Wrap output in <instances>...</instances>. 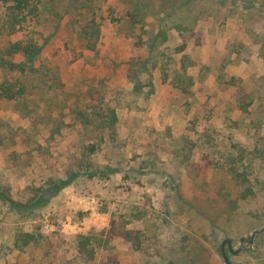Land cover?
Listing matches in <instances>:
<instances>
[{
  "label": "rangeland",
  "instance_id": "obj_1",
  "mask_svg": "<svg viewBox=\"0 0 264 264\" xmlns=\"http://www.w3.org/2000/svg\"><path fill=\"white\" fill-rule=\"evenodd\" d=\"M32 3L9 36L0 2V56L41 47L30 77L0 66L28 86L0 98V264H226L224 239L264 227V0ZM89 105L115 108L114 137ZM242 246L264 264V232Z\"/></svg>",
  "mask_w": 264,
  "mask_h": 264
},
{
  "label": "trees",
  "instance_id": "obj_2",
  "mask_svg": "<svg viewBox=\"0 0 264 264\" xmlns=\"http://www.w3.org/2000/svg\"><path fill=\"white\" fill-rule=\"evenodd\" d=\"M1 3L6 5V19L4 30L6 34L11 36L18 33L27 23L28 15L32 14L37 6L32 3V0H0ZM13 2V4H11ZM26 34L23 38L18 40H9L2 48L0 56V66L9 72H19L26 77H30L33 72H37L40 69L34 66L32 60L39 53L41 47L37 41L29 37ZM21 55L22 60L16 61L15 56ZM135 83L136 91H139V82ZM27 84L22 80H9L6 79L0 82V98L6 100H15L25 95L27 91ZM107 110V113H96L91 110L89 105L85 109H78L77 119L83 125H92L95 129L106 130L111 137L115 136L116 124L118 120L117 112L115 108L107 106L103 111ZM96 146L93 144L91 151H96ZM42 235L32 232H22L16 235L15 244L19 247L28 245H40ZM91 241L86 236H81L78 240L77 249L83 256L86 255L93 258L95 255V248L90 245ZM229 250V248H228Z\"/></svg>",
  "mask_w": 264,
  "mask_h": 264
},
{
  "label": "water",
  "instance_id": "obj_3",
  "mask_svg": "<svg viewBox=\"0 0 264 264\" xmlns=\"http://www.w3.org/2000/svg\"><path fill=\"white\" fill-rule=\"evenodd\" d=\"M261 232H264V227L256 230L250 236V238L242 237V239H241L242 240V245H243L244 241H246V240H248L250 243L253 242L255 235L258 234V233H261ZM242 245L239 248L234 249L233 248V244H232V240L230 238L224 239V241L222 243V254H223V257H224V260H225L226 264H236L230 259V256H229V254H228V252L226 250V246L229 248V252L230 253L237 254L238 252H240L242 250V248H243Z\"/></svg>",
  "mask_w": 264,
  "mask_h": 264
}]
</instances>
